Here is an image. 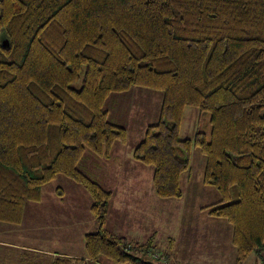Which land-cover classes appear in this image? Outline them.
Here are the masks:
<instances>
[{"label": "trees", "instance_id": "16d2710c", "mask_svg": "<svg viewBox=\"0 0 264 264\" xmlns=\"http://www.w3.org/2000/svg\"><path fill=\"white\" fill-rule=\"evenodd\" d=\"M133 88L163 93L159 121L133 150L156 196L183 198L198 149L202 183L219 195L202 212L232 227L235 264L261 255L264 0H0V225L21 226L47 185L62 199L65 179L90 196L97 231L85 235V259L50 264L153 262V236L107 231L112 193L87 167L127 143L106 105ZM187 107L210 116L209 135L180 139Z\"/></svg>", "mask_w": 264, "mask_h": 264}, {"label": "rangeland", "instance_id": "374dc122", "mask_svg": "<svg viewBox=\"0 0 264 264\" xmlns=\"http://www.w3.org/2000/svg\"><path fill=\"white\" fill-rule=\"evenodd\" d=\"M2 45H4L3 40ZM151 91L133 88L129 94L112 95L107 102L106 108L110 112L109 120L113 124L126 128L127 133L133 131V137L130 136V139H132L131 148H135L144 138L142 133L140 134L136 131L140 126V121H138L139 113L146 115V119L142 120L141 124L145 122L149 126L159 121L163 93ZM135 117L136 123L134 127L133 122L135 120L132 118ZM209 121L210 116L200 112L198 109L192 107L185 108L180 129V139H194L199 132H205L209 135ZM204 164L205 159L203 155L198 149L194 148L192 151L191 169L189 172L184 173L181 179L183 198L180 200H164L154 194L148 200L145 215L149 216V219L145 225L141 223L139 232L143 230L145 231V236L146 234H149V237L153 236L152 245L156 246V250H158V253L154 257L155 259H159V261L153 259V262L157 264H235L236 249L230 243V231H232V227L224 220H208V216L202 214L201 207L219 200L218 193L213 188L206 187L202 183ZM149 168L152 169L151 167H147L148 170ZM100 181L101 178H99ZM140 181L146 184L144 185L145 194L148 191L150 193V186L148 188L150 179L146 177L141 178L140 176ZM43 191L45 196H47L53 192V187L47 185L43 188ZM134 192L136 193L138 190ZM116 209L119 213L122 210L125 211V214L131 212L130 209L122 207H117ZM152 211L154 215L150 213ZM108 214L109 216L111 215V208ZM119 222L116 221L111 227L115 226V230H117L120 226ZM126 230L120 229L116 231L117 233L111 234L116 236L127 234L130 240L134 238L139 242H145L144 240L142 241L144 237L133 236L134 234H139L138 231L134 229L130 230V228ZM48 232L55 233L56 231L51 228ZM46 234L43 233V235ZM196 234H198L199 239H197ZM22 243L31 245L29 242L22 241ZM35 246H42V248L51 252L56 250L48 242ZM4 253L2 252L0 259L1 264H16V260L19 259L15 256L16 254ZM105 261L107 264H112L107 260ZM244 264H264V252L261 255L252 254Z\"/></svg>", "mask_w": 264, "mask_h": 264}, {"label": "crops", "instance_id": "0c3cea01", "mask_svg": "<svg viewBox=\"0 0 264 264\" xmlns=\"http://www.w3.org/2000/svg\"><path fill=\"white\" fill-rule=\"evenodd\" d=\"M139 114L138 121H140V126L136 131L144 135L148 126L145 122L141 124V121L146 119V115L144 113ZM132 119L135 120L133 122L135 127L136 117ZM128 136L129 139L125 145L116 144L114 146L109 160H88L87 167L92 171V174H97V181L101 178L99 183L112 193L111 202L115 201L113 203L110 202L111 215L107 214L106 216L107 231L111 234L117 233L116 231L120 229H134L139 234H134L133 236L144 237L142 241L147 242L152 236L149 237V234L145 236V231L143 230L139 232V227L142 224L145 225L149 219V216L145 215V208L148 205V200L155 194L153 169L149 168L148 170L147 167L149 166L143 165L134 159V148L130 146L132 140L130 136L133 137V131L128 132ZM140 176L141 178L150 179V184L148 185V188L150 186V193L148 191L145 194L144 185L146 184L143 181L139 182ZM58 184H61L60 186L64 189L65 194H63L62 199L52 192L44 196L41 202L30 203L26 206L21 226L0 225V258L2 257V252H5L4 254H16L15 256L19 258L16 260V264H50L58 257L86 258L85 235L97 231V221L91 213L92 201L81 186L65 179H62ZM137 190L138 192L135 193L134 191ZM117 207L130 209L131 212L125 214V211L122 210L119 213L116 209ZM150 213L154 215L153 211ZM202 214L207 215L205 212H202ZM207 218L208 220H216L210 217ZM116 221H120V226L117 230H115V226L111 227ZM51 228L56 232H48ZM43 233L47 234L43 235ZM119 235L129 239L127 234ZM196 236L199 239L198 234ZM22 241L29 242L31 245L23 244ZM130 241L145 243L139 242L134 238ZM43 242L53 245L56 250L51 252L50 250H45L42 246H35ZM230 243L232 244V231H230ZM105 262V260H100L98 263L88 261L87 264H107Z\"/></svg>", "mask_w": 264, "mask_h": 264}, {"label": "water", "instance_id": "95a60500", "mask_svg": "<svg viewBox=\"0 0 264 264\" xmlns=\"http://www.w3.org/2000/svg\"><path fill=\"white\" fill-rule=\"evenodd\" d=\"M145 264H154V263H152V262H150V261H146Z\"/></svg>", "mask_w": 264, "mask_h": 264}]
</instances>
